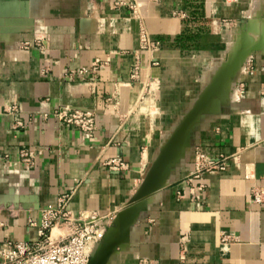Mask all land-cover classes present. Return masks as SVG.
<instances>
[{
  "label": "crops",
  "instance_id": "1",
  "mask_svg": "<svg viewBox=\"0 0 264 264\" xmlns=\"http://www.w3.org/2000/svg\"><path fill=\"white\" fill-rule=\"evenodd\" d=\"M64 107L94 115L92 138ZM197 150L225 169L196 178ZM65 190L73 217L114 215L90 264H264V0H0V241L36 238Z\"/></svg>",
  "mask_w": 264,
  "mask_h": 264
},
{
  "label": "built area",
  "instance_id": "2",
  "mask_svg": "<svg viewBox=\"0 0 264 264\" xmlns=\"http://www.w3.org/2000/svg\"><path fill=\"white\" fill-rule=\"evenodd\" d=\"M130 8L135 11L133 4ZM139 41L140 48L147 52L160 48V42L143 28L139 32ZM82 73L83 69L79 70L78 75ZM56 116L61 125L79 129L83 138L94 136L96 124L92 113L64 107L57 110ZM23 156L26 154L23 153ZM109 164L116 170L126 168L121 158H114ZM194 166L196 178H200L201 173L224 170L225 162L197 150ZM203 187L199 185L200 190ZM71 197V190L61 192L54 204H48L43 209L39 221H30L31 226L38 227L36 238L0 241V264H90L91 250L111 228L114 215L93 211L87 216L75 218L69 210ZM251 200L264 202V192H254ZM65 225L71 229L70 234H60V239L52 235L54 228ZM233 239L228 234H223L221 238L224 243Z\"/></svg>",
  "mask_w": 264,
  "mask_h": 264
},
{
  "label": "water",
  "instance_id": "3",
  "mask_svg": "<svg viewBox=\"0 0 264 264\" xmlns=\"http://www.w3.org/2000/svg\"><path fill=\"white\" fill-rule=\"evenodd\" d=\"M244 26H239L237 32L243 31ZM193 118V113L190 114V116L183 122V124L178 128L176 133L174 134L173 138L169 142L168 146L163 150L161 155L159 156L156 163L152 166L149 175L141 188V190L138 192V194L135 196V201H139L148 195H150L157 184L158 178L160 174L162 173L163 169L165 168L168 160L171 157V154L173 153L174 149L178 146L183 134L185 133L186 129L189 127L191 121Z\"/></svg>",
  "mask_w": 264,
  "mask_h": 264
},
{
  "label": "rangeland",
  "instance_id": "4",
  "mask_svg": "<svg viewBox=\"0 0 264 264\" xmlns=\"http://www.w3.org/2000/svg\"><path fill=\"white\" fill-rule=\"evenodd\" d=\"M57 234H58V231H57V230H55V231H54V237H56V236H57Z\"/></svg>",
  "mask_w": 264,
  "mask_h": 264
}]
</instances>
